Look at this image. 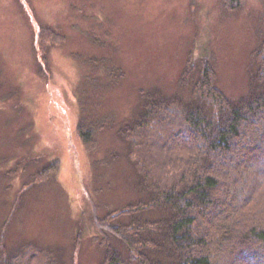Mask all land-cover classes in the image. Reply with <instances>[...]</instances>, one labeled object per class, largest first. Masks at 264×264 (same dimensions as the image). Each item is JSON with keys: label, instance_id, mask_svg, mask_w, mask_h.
<instances>
[{"label": "rangeland", "instance_id": "obj_1", "mask_svg": "<svg viewBox=\"0 0 264 264\" xmlns=\"http://www.w3.org/2000/svg\"><path fill=\"white\" fill-rule=\"evenodd\" d=\"M229 8L224 0H0V232L8 257L32 244L55 264H102L108 243L127 259L123 242L106 234L142 197L135 155L119 131L147 94L189 100L190 87L180 84L189 62L193 80L209 64L230 102L248 97L254 53L264 56V0ZM102 120L89 151L77 127Z\"/></svg>", "mask_w": 264, "mask_h": 264}, {"label": "trees", "instance_id": "obj_2", "mask_svg": "<svg viewBox=\"0 0 264 264\" xmlns=\"http://www.w3.org/2000/svg\"><path fill=\"white\" fill-rule=\"evenodd\" d=\"M224 3L234 9L241 0ZM262 52L254 53L258 69L248 97L237 103L216 88L209 64L193 80L190 62L180 79L190 87L189 100L144 96L143 111L119 131L135 155L142 197L106 230L123 242L128 257L105 242L102 264H264ZM104 123L77 127L87 150L96 147ZM147 213L156 217L142 216ZM53 257L32 244L8 257L0 232V264H55Z\"/></svg>", "mask_w": 264, "mask_h": 264}]
</instances>
